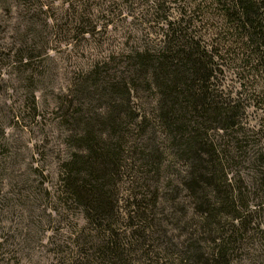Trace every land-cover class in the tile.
I'll list each match as a JSON object with an SVG mask.
<instances>
[{"label": "trees", "instance_id": "1", "mask_svg": "<svg viewBox=\"0 0 264 264\" xmlns=\"http://www.w3.org/2000/svg\"><path fill=\"white\" fill-rule=\"evenodd\" d=\"M194 1L199 16L216 20L210 42L192 18L166 16L154 38L92 59L52 89L69 148L57 190L84 220L69 264H235L260 225L264 0ZM17 2L26 14L46 12L44 4ZM96 28L75 11L72 31L90 36ZM17 53L23 71L36 72L22 80L37 90L49 51L24 39ZM227 60L240 91L218 83ZM249 106L261 113L256 127L245 122Z\"/></svg>", "mask_w": 264, "mask_h": 264}, {"label": "rangeland", "instance_id": "2", "mask_svg": "<svg viewBox=\"0 0 264 264\" xmlns=\"http://www.w3.org/2000/svg\"><path fill=\"white\" fill-rule=\"evenodd\" d=\"M194 2L29 0L35 7L44 4L46 12L34 8L26 14L16 7V0H0V121L5 131V137L0 135V264H69L77 249L76 234L84 220L75 206L60 200L57 190L59 165L69 148L58 123L52 89L66 86L75 77L77 67L92 59L117 55L130 45L140 44L145 37L154 38L166 16L192 18L197 21V31L208 32L204 37L210 42L213 37L209 26L216 20H206L208 14L199 16ZM8 4L10 11L6 9ZM155 8L159 11L155 12ZM77 10L84 19L91 18L96 23L93 35L71 30ZM24 39L50 54L40 63L44 81L37 90L35 84L22 80L36 72H24L17 62V51ZM120 58L116 56L112 63L117 64ZM236 71L235 62L227 60L218 79L225 92L240 91ZM32 90L36 91L40 113L35 119L29 95ZM147 99L143 95L138 103ZM15 112L18 117L13 116ZM260 116L259 110L249 106L245 122L256 127ZM260 145H264V138ZM241 173L248 170L241 168ZM184 199L183 196L186 205L188 201ZM188 211L191 217L192 209ZM258 214L260 225L247 234L235 264H264V208ZM178 231L181 232L175 233Z\"/></svg>", "mask_w": 264, "mask_h": 264}]
</instances>
